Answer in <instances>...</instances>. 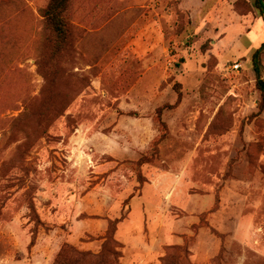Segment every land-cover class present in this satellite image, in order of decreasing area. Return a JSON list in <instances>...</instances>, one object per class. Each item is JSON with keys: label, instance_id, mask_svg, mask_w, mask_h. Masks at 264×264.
Returning <instances> with one entry per match:
<instances>
[{"label": "rangeland", "instance_id": "rangeland-1", "mask_svg": "<svg viewBox=\"0 0 264 264\" xmlns=\"http://www.w3.org/2000/svg\"><path fill=\"white\" fill-rule=\"evenodd\" d=\"M48 2L0 0V264L95 254L123 217L122 264L173 245L189 264H264L253 0H71L57 59Z\"/></svg>", "mask_w": 264, "mask_h": 264}, {"label": "trees", "instance_id": "trees-1", "mask_svg": "<svg viewBox=\"0 0 264 264\" xmlns=\"http://www.w3.org/2000/svg\"><path fill=\"white\" fill-rule=\"evenodd\" d=\"M71 0H49L44 9V18L51 32L50 57L57 59L71 46L70 25L67 18V10ZM254 7L259 11L264 22V0H253ZM264 50V43L254 53L255 71L258 76V86L263 91L261 107L264 106V79L261 76L260 55ZM182 99V92L178 91L177 103ZM149 162L141 158L138 163L143 165ZM124 218V217H123ZM123 218L110 222L105 235V241L97 253L81 250L74 245L66 243L62 246L55 264H122V245L115 235L118 230V223ZM174 252L161 257L159 264H189L186 260V252L179 245H173Z\"/></svg>", "mask_w": 264, "mask_h": 264}, {"label": "built area", "instance_id": "built-area-1", "mask_svg": "<svg viewBox=\"0 0 264 264\" xmlns=\"http://www.w3.org/2000/svg\"><path fill=\"white\" fill-rule=\"evenodd\" d=\"M240 66H241L240 63H234L233 64V68H235V69H239Z\"/></svg>", "mask_w": 264, "mask_h": 264}]
</instances>
